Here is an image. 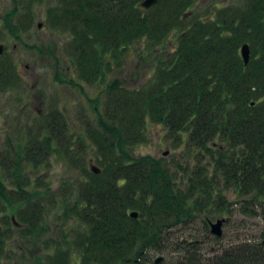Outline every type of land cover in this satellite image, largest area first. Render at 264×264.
<instances>
[{
  "label": "rangeland",
  "instance_id": "obj_1",
  "mask_svg": "<svg viewBox=\"0 0 264 264\" xmlns=\"http://www.w3.org/2000/svg\"><path fill=\"white\" fill-rule=\"evenodd\" d=\"M77 2L0 0V171L9 188L6 192L12 190L17 196L25 191L31 198L23 206L15 204L16 209L0 200V264H99L82 256V239H78L85 235L86 224L73 205L75 191L86 180L83 172L68 162L71 157L58 152L59 130L65 131L60 149L70 148L73 157L78 147H83L80 158L88 162L93 158L100 168L94 149L98 150L96 137L106 129L100 113H105L107 104L125 88L130 91L155 81L158 67L166 65L177 45V34L188 20H209L221 9L243 12L248 0H192L181 18L166 10L165 17L148 14L153 24L168 20L170 26H157L158 34L122 42L118 47L116 37H85V24L77 23L73 8H69ZM140 3L152 13L157 5L147 10ZM162 8L160 4L158 9ZM179 19L185 23L180 24ZM110 44L113 47L108 48ZM50 124L58 136L52 134ZM143 131L144 142L129 145L126 152L136 158L152 155L159 159L171 169L172 183L185 185L198 167L205 165L201 154L186 142L179 143V138L174 141L163 124L148 120ZM216 141L215 147L224 144L219 138ZM38 146L46 151L56 149L46 154L50 155L49 165L37 161L35 166L34 159L28 158V150ZM213 170L210 165V176ZM222 187L216 197L230 201L223 212L217 202L206 204L193 219L170 228L159 250L151 248L135 264H212L225 250L264 249V206L237 199L224 180ZM220 218L227 221L218 236L212 233L210 222Z\"/></svg>",
  "mask_w": 264,
  "mask_h": 264
},
{
  "label": "trees",
  "instance_id": "obj_2",
  "mask_svg": "<svg viewBox=\"0 0 264 264\" xmlns=\"http://www.w3.org/2000/svg\"><path fill=\"white\" fill-rule=\"evenodd\" d=\"M76 1L65 6L73 8L77 23L81 20L85 24V37H116L117 47L158 34L157 26H170L168 20L153 24L148 14L165 17L168 12L181 18L192 3L159 0L152 13L139 6L142 0L129 4L123 0ZM217 13L209 20H188L185 26L179 19L176 27H183L177 34V45L166 65L158 67L155 81L130 91L125 88L107 104L105 113H100L106 129L94 139L98 147L94 160L101 173L80 158L83 147H78L73 157L70 148L60 149L65 131L59 130L58 152L71 157L68 162L83 172L86 180L75 191L73 205L86 224L85 235L78 239H82L85 259L99 264L139 263L151 248L159 250L171 229L193 219L206 204L217 202L223 212L230 201L215 195L223 188L222 180L237 199L264 206V0H248L243 12L235 8ZM244 43L251 48L248 64L240 52ZM148 120L163 124L174 141L186 142L204 159L205 165H200L185 185L172 183L171 169L156 157L136 158L126 152L129 145L144 142ZM48 127L58 136L54 125ZM218 138L224 144L215 147ZM50 151L38 146L28 150L27 156L34 159L35 166L37 161L47 166ZM210 165L214 166L211 176ZM8 190L0 171V200L16 209L31 199L25 191L16 196ZM133 211L138 212L137 217L131 216ZM222 253L212 264H264L262 248ZM186 256L194 261L188 252Z\"/></svg>",
  "mask_w": 264,
  "mask_h": 264
},
{
  "label": "water",
  "instance_id": "obj_3",
  "mask_svg": "<svg viewBox=\"0 0 264 264\" xmlns=\"http://www.w3.org/2000/svg\"><path fill=\"white\" fill-rule=\"evenodd\" d=\"M157 1L158 0H143V1H141L140 5L148 10L149 8L153 7L157 3ZM2 50H3V44H0V52H2ZM240 52H241V56L243 57L244 63L248 64L250 59H251L250 45L248 43L242 44V47L240 48ZM90 167L96 173H100V171H101V169L99 167H97V165L94 163V161L92 159H90ZM137 215H138V212H136V211L131 212V216L137 217ZM13 220H15V217H13ZM226 221H227V218H220V220L218 219L216 222H210L212 233H214L218 236H220V234L222 235V233H223L222 226ZM15 222H16V220H15ZM161 259L162 258H158L157 261H160Z\"/></svg>",
  "mask_w": 264,
  "mask_h": 264
}]
</instances>
